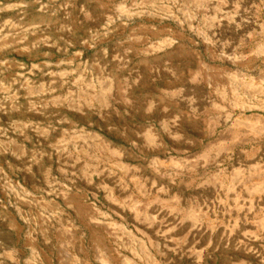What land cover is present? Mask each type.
<instances>
[{
  "label": "rangeland",
  "instance_id": "obj_1",
  "mask_svg": "<svg viewBox=\"0 0 264 264\" xmlns=\"http://www.w3.org/2000/svg\"><path fill=\"white\" fill-rule=\"evenodd\" d=\"M0 264H264V0H0Z\"/></svg>",
  "mask_w": 264,
  "mask_h": 264
}]
</instances>
